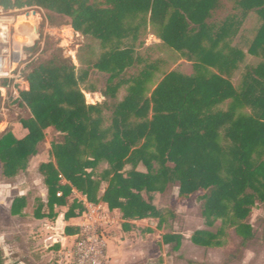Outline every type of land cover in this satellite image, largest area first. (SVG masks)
<instances>
[{
    "label": "trees",
    "instance_id": "1",
    "mask_svg": "<svg viewBox=\"0 0 264 264\" xmlns=\"http://www.w3.org/2000/svg\"><path fill=\"white\" fill-rule=\"evenodd\" d=\"M0 6H39L49 23L61 19L86 40L76 56L85 70L59 53L29 69L21 105L31 117L20 121L27 134L19 139L10 129L0 137L5 178L26 171L54 129L52 160L39 167L51 208L76 190L125 219L161 225L163 210L145 196L176 187L180 199L198 195L207 227L221 222L216 234L196 232V245L219 247L230 229L243 244L255 237L247 221L264 206V0H0ZM233 9L239 16L229 14ZM251 15L260 25L244 51L240 31ZM149 26L163 42L164 59L138 45ZM248 56L260 62L248 65ZM181 59L193 62L190 74L162 71ZM239 72L235 86L231 77ZM95 73L104 77L103 101L91 105L85 94L96 90L82 85ZM102 164L108 168L97 174ZM25 202L16 198L12 214ZM76 210L83 208L74 201L66 217Z\"/></svg>",
    "mask_w": 264,
    "mask_h": 264
},
{
    "label": "crops",
    "instance_id": "2",
    "mask_svg": "<svg viewBox=\"0 0 264 264\" xmlns=\"http://www.w3.org/2000/svg\"><path fill=\"white\" fill-rule=\"evenodd\" d=\"M147 36H150L149 44ZM141 43L144 44V48L156 50L153 55L157 59L165 58V54L158 49H161L163 42L156 35L153 27L149 26L147 33L142 31L138 45ZM183 62L188 65L193 64L187 59H181L172 66H180ZM100 97L103 99L101 95ZM11 130L19 139L27 134L20 123L12 126ZM41 155L39 152L31 158L30 168L25 171L26 173L20 174L32 173L33 161H40L39 166L50 162L41 158ZM39 166L36 172L42 176L38 170ZM3 178L6 179L4 176ZM11 189L1 190L0 188V196L2 193L13 194L17 188ZM31 193L28 190H19L12 200L8 201L6 196L5 200L0 201V207L8 211L6 222L0 223V230L1 227L5 228V232L0 236V252L5 261L4 264H73L72 261H68V258L63 259L62 254L63 251L74 247L82 218L78 210L68 218L66 215L70 212L73 202L77 201L81 204L85 196L74 190L65 205H55L51 208L48 205V189L45 184L39 191ZM168 193H171L174 201L170 205L163 201ZM33 194L36 196L32 197ZM16 198H25L26 205L21 213L13 215L12 206ZM148 200L156 208L163 211L170 209L173 213L160 225L158 219L130 220L125 219L120 210H113L121 215L122 223L105 232L108 264H254L257 260L259 252L255 251L254 244H264V242L257 235L254 226L252 227L255 237L244 244L243 238L238 236L234 229H230L221 236L222 241L221 238L219 239L221 244L219 247H202L193 243L194 234L198 231H215L205 225L202 214L199 218L190 215L189 210L193 208L194 200L180 199L179 190L176 187L168 188L163 194H152ZM166 235L173 236L167 243L164 241ZM233 239L239 244L234 254L230 255L225 250L230 247V241ZM196 248L205 249V251L200 252L201 250L198 251ZM261 264H264V259Z\"/></svg>",
    "mask_w": 264,
    "mask_h": 264
},
{
    "label": "rangeland",
    "instance_id": "3",
    "mask_svg": "<svg viewBox=\"0 0 264 264\" xmlns=\"http://www.w3.org/2000/svg\"><path fill=\"white\" fill-rule=\"evenodd\" d=\"M29 7V6H25ZM41 8L39 6H34ZM23 8V7H22ZM44 12L45 15L48 17L47 11L41 8ZM229 14H232L233 16H239V12L235 9L231 10ZM49 23V19H48ZM260 24L256 22L254 19V16H249L245 21L244 24L242 25L240 33L246 35V42L239 45H241L242 49L244 51H247L249 44L252 42L256 35V28H258ZM50 28H52V33L43 35L42 34V40L44 42V47L42 49V53L39 56L38 60L33 62L29 68H33L38 66L42 62H46L50 59L53 58L54 55L59 53L65 58H69L73 61V63L79 68V70H85L86 67H82L77 59L76 56L79 54V51L84 47L86 44L85 38L81 34H76L74 30L71 28V26H66L65 22L61 19H54L52 22L49 23ZM147 43H150V36H147ZM235 45L238 44V39L236 38L234 41ZM238 46V45H237ZM38 48L35 50L33 53H38ZM60 51V52H59ZM153 59H157L155 55L152 56ZM260 62L259 58H254V57H247V64L251 66H256ZM191 65L186 64L183 62L180 66H167V67H162V71L165 73L170 72L178 67L179 71H182L185 74H190L192 68ZM241 74L242 72H239L238 74H235L233 77H231L232 83L237 86L240 83L241 80ZM104 85V77L102 75H99L98 73L95 75H89L87 78L86 82L82 85L83 89H86L88 87H93L95 88L96 92L93 94L87 93L86 92V100L89 102L91 105H94V103H99L102 102L103 99L100 97V90L102 86ZM92 95V97L90 96ZM97 95V96H96ZM125 96V91L122 90L120 92V97L124 98ZM228 106V103L221 106L220 108L223 110H226ZM30 118V113L29 110L25 107L22 106L21 104L18 103V101H15L14 98L8 94L4 98L0 96V137L9 131L12 126L17 125L20 123L21 120L28 119ZM57 133L55 132L54 129H50L46 131V137L45 141L39 146V152L41 155V158H43L46 161H51V144L55 141H58ZM31 162V161H30ZM43 162V161H42ZM41 162L37 160V162H32V168L33 172L32 173H27V174H18L17 178L12 180H8L7 178H3V169H2V164L0 163V188L1 190H12L11 188H17L13 192V194L10 193H2L0 196V201L5 200L6 196L8 197V201L12 200L13 197L17 195V192L19 190H28V192H37L39 191L40 188L43 187L44 181L42 176H39L37 174L36 170L37 167L39 166ZM30 164V163H29ZM40 167V166H39ZM30 168V165L28 169ZM108 168L106 164H102L98 170L97 174L103 173ZM130 167H127V170H129ZM39 170V169H38ZM140 170L143 171V168L141 167ZM25 172V171H24ZM26 173V172H25ZM10 186V187H9ZM107 184L103 183L102 184V191L106 189ZM174 188V187H173ZM172 191V190H171ZM175 191V190H174ZM172 191V192H174ZM1 194V193H0ZM32 194V193H31ZM81 194V193H80ZM36 196V194H33L32 197ZM145 198L148 199V197L145 196ZM193 201V208L189 210L190 215L199 218L201 216V206L202 202L198 198V195L194 196L191 198ZM183 200V199H182ZM187 200V199H186ZM163 201H166L168 205L173 204V197L171 196V193L167 194L164 198ZM176 202V201H175ZM178 202V201H177ZM7 209L4 207H0V223H5L6 222V217L7 215ZM173 211L170 209H165L163 211L164 214V219L167 218L170 214H172ZM205 222V220H204ZM248 224L251 226H254L256 229L257 235L262 238V232L264 229V206H257L256 208L253 209L252 215L247 221ZM5 226H8V224H5ZM221 228V222L218 221L214 227L211 229L214 230L215 232L211 233H216L219 231ZM5 232V228L1 227L0 230V236L1 233L3 234ZM226 232V230H225ZM3 236V235H2ZM1 238V237H0ZM222 241V238H221ZM231 242V243H230ZM230 242V247L225 250L230 255H233L236 249L238 248V241L236 240H231ZM201 250L200 252H204L205 249L201 248H196ZM254 249L256 252H259L257 260L254 262V264H261V262L264 259V244L263 243H255L254 244ZM5 261L2 259V253L0 252V264H4Z\"/></svg>",
    "mask_w": 264,
    "mask_h": 264
},
{
    "label": "built area",
    "instance_id": "4",
    "mask_svg": "<svg viewBox=\"0 0 264 264\" xmlns=\"http://www.w3.org/2000/svg\"><path fill=\"white\" fill-rule=\"evenodd\" d=\"M45 12L38 7L6 9L0 6V96L10 94L19 104L21 93L29 90L27 74L44 47L43 35L51 34ZM38 48V53L33 49ZM61 197V193H58ZM80 234L63 259L73 264H108L105 232L122 223L120 214L103 202L81 201Z\"/></svg>",
    "mask_w": 264,
    "mask_h": 264
}]
</instances>
